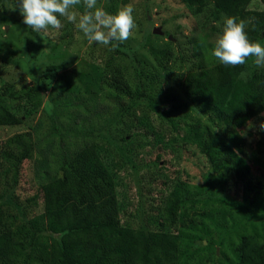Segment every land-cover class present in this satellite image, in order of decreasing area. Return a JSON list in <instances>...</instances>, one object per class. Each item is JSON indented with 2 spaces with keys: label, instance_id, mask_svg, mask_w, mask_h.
Instances as JSON below:
<instances>
[{
  "label": "rangeland",
  "instance_id": "obj_1",
  "mask_svg": "<svg viewBox=\"0 0 264 264\" xmlns=\"http://www.w3.org/2000/svg\"><path fill=\"white\" fill-rule=\"evenodd\" d=\"M127 4L134 7L137 28L114 52L111 46L90 43L63 18L59 30L33 32L23 23L17 0H0V99L21 117L19 124L0 125V194L11 195V202H0V241L8 251L0 254V264H41L48 246L43 212L71 199L82 204L114 192L122 225L154 227L153 220L162 215L166 190L180 179L184 180V192L199 194L200 200L189 210L197 211L191 219L210 230L202 234L197 258L189 264H206L215 247L225 252L228 247L217 243L221 239L234 243L229 231L264 235V214L257 206L244 217L235 208L202 201L206 194L233 192L230 174L220 168L214 177L204 182L206 175L202 181L207 164L197 148L174 140L170 124L153 115L145 96L136 100L139 92L150 94L160 107L188 100L181 82L199 66L190 41L196 34L193 28L198 29L197 16L194 18L181 0H126L111 12L105 0H98V6L109 14ZM248 7L263 8L259 0H252ZM216 23L208 21L215 26L214 43L220 35ZM154 27L159 32H154ZM256 42L264 45V33ZM167 49L172 55L162 58ZM58 63L64 65L45 70ZM255 68L264 71V67L255 66L254 57L248 58L240 76L247 79ZM82 73H87L83 81L93 95L87 102L78 101L87 99ZM39 85L45 88V98L51 96L68 107L48 111L43 98L37 108L25 91ZM197 110L195 106L186 110L187 122L200 118L208 124L207 117ZM262 120L264 112L250 120L255 131ZM256 138H248L250 150L243 153L250 164ZM48 176L57 177L47 180ZM183 219L180 216L179 222ZM231 223L234 226L222 229Z\"/></svg>",
  "mask_w": 264,
  "mask_h": 264
},
{
  "label": "trees",
  "instance_id": "obj_2",
  "mask_svg": "<svg viewBox=\"0 0 264 264\" xmlns=\"http://www.w3.org/2000/svg\"><path fill=\"white\" fill-rule=\"evenodd\" d=\"M181 1L199 20L196 22L198 29L193 28L196 34L190 38L192 56L199 59V66L197 70L188 72L181 82L188 100L184 103H166L160 107L159 101L143 92L137 94L136 100L145 96L153 115L170 124L175 132L173 139L181 142L182 146L190 144L197 148L207 164L202 181L206 175L208 177L204 182L210 176L214 177L220 168L225 169L227 175L230 174L235 187L233 192L221 190L216 195L206 194L201 197L202 201L225 209L235 208L244 217L248 210L256 206L264 214V131H255V124L250 122L264 112V71L255 68L244 79L240 74L245 65L233 68L218 60L213 62L215 26L208 25V21L217 22L221 34L226 17L242 19L247 24L250 40L256 42L264 33V0H259L263 8L258 10L248 7L252 0ZM124 2L126 0H105V5L111 12ZM78 7L83 8L82 5ZM206 10L210 13L204 16ZM118 50L117 47L114 52ZM164 53L162 58H168L172 50L167 49ZM63 65L50 64L45 70ZM81 75L84 98L87 99L78 101L87 102L92 100L93 95L88 83L83 81L88 78L87 73ZM44 89L39 85L36 89L34 86L25 91L37 108L43 98L46 103L44 108L48 111L59 106L68 107V104L52 100L51 96L45 98ZM135 90L138 92V87ZM8 94L15 98L13 92ZM78 101L75 102L77 106ZM194 106L207 117L208 124L200 118L192 123L187 122L186 110ZM36 107L32 106L31 109L35 110ZM20 122L21 117L13 114L0 99V125L9 126ZM255 133L257 138L250 164L243 153L250 150L248 138L256 136ZM57 174L60 175L61 170ZM183 184L184 180H176L166 190L162 215L153 220L154 227L122 225L118 214V197L114 192L98 200L79 204L71 199L62 206L46 209L43 212L44 237L48 246L42 253L41 264H189L197 258L202 234H209L210 230L206 229V224L198 225L191 219L192 215H197V211L189 210L195 208L200 200L199 194L192 196L184 192ZM1 201L11 202V195L0 194ZM180 216L185 219L179 222ZM231 226L234 223L222 229ZM228 236L233 237L234 243L219 240L217 246H226L227 250L223 252L215 247L212 259H208L206 264H264V235L237 229L229 231ZM7 252L6 246L0 241V254Z\"/></svg>",
  "mask_w": 264,
  "mask_h": 264
},
{
  "label": "clouds",
  "instance_id": "obj_3",
  "mask_svg": "<svg viewBox=\"0 0 264 264\" xmlns=\"http://www.w3.org/2000/svg\"><path fill=\"white\" fill-rule=\"evenodd\" d=\"M83 6V11L78 6ZM23 23L33 32L59 30L66 20L83 33L91 43L117 48L129 40L137 28L134 7L127 4L116 14L107 13L98 6V0H17ZM247 24L236 17H226L222 33L215 40L212 56L221 64L239 67L254 57L258 68L264 67V45L250 40ZM264 131V121L259 125Z\"/></svg>",
  "mask_w": 264,
  "mask_h": 264
},
{
  "label": "water",
  "instance_id": "obj_4",
  "mask_svg": "<svg viewBox=\"0 0 264 264\" xmlns=\"http://www.w3.org/2000/svg\"><path fill=\"white\" fill-rule=\"evenodd\" d=\"M154 32H159V29H157L156 27L153 28Z\"/></svg>",
  "mask_w": 264,
  "mask_h": 264
}]
</instances>
